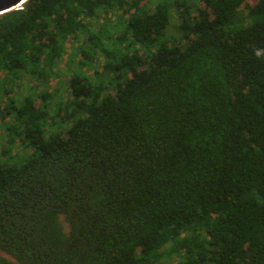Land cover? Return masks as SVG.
Returning a JSON list of instances; mask_svg holds the SVG:
<instances>
[{"label": "trees", "instance_id": "16d2710c", "mask_svg": "<svg viewBox=\"0 0 264 264\" xmlns=\"http://www.w3.org/2000/svg\"><path fill=\"white\" fill-rule=\"evenodd\" d=\"M0 128V264H264V0H28Z\"/></svg>", "mask_w": 264, "mask_h": 264}, {"label": "rangeland", "instance_id": "374dc122", "mask_svg": "<svg viewBox=\"0 0 264 264\" xmlns=\"http://www.w3.org/2000/svg\"><path fill=\"white\" fill-rule=\"evenodd\" d=\"M155 1H157V0H154V2ZM251 2L253 3V0H251ZM103 12L102 11H100V14L101 15H103L102 14ZM106 19V21H108V23H109V25H110V29L112 30L113 29V27L112 26H114V27H116L117 26V23H118V17H117V15H113L112 17H107V16H104V18H103V20H105ZM95 22V26H94V28L98 31H100V32H103V30H101L102 29V27L105 25L101 20H99V19H97V20H95L94 21ZM120 29H118L117 31H119ZM98 31V32H99ZM120 32V31H119ZM119 32H118V34H119ZM103 33H105L106 34V32L104 31ZM107 46H108V48H111L112 47V45H110V44H108V43H105ZM83 49H92V51H97V49L95 48V46H94V43H93V41L92 40H89V36L88 35H86V36H82V37H79L78 38V40H75V41H71V43L70 44H67V51H68V53L70 54V55H79V53H80V51H82ZM93 53H95V52H93ZM75 57H79V56H75ZM97 57L99 58V61L97 62H94L95 60H94V58H93V55H92V59L91 60H87L86 62H87V64H90L91 65V67H88V68H86L87 70V72H89V71H92V74L94 73V70L96 71V69L98 68L99 69V67H100V65L101 64H104V63H102L101 61H100V59L102 60V61H104V57H102V53H98L97 54ZM63 74H64V72H62ZM62 75V74H61ZM60 82L58 83V85H57V83H55V86L57 85V89H59V88H62L61 86H59L60 84H63V80L62 79H60L59 80ZM5 135H7L6 134V132H4L1 128H0V138H2V140L0 141V160L2 159V158H7V157H5V154H3L2 152H3V150H7V149H9V148H6L7 146H6V136ZM26 155V152H25V150L23 149H21L20 147H19V149H18V147H15V148H13L11 151H10V156H12L13 155V158L12 159H10L9 160V162H12V163H15V164H20L23 160H24V158H23V155ZM8 155V154H7ZM171 262L172 261H168V264H171Z\"/></svg>", "mask_w": 264, "mask_h": 264}, {"label": "water", "instance_id": "95a60500", "mask_svg": "<svg viewBox=\"0 0 264 264\" xmlns=\"http://www.w3.org/2000/svg\"><path fill=\"white\" fill-rule=\"evenodd\" d=\"M27 1L28 0H25V2L24 0H0V16L14 10L22 9ZM22 2L24 3L20 6V8L13 9L15 6H18Z\"/></svg>", "mask_w": 264, "mask_h": 264}, {"label": "bare ground", "instance_id": "6f19581e", "mask_svg": "<svg viewBox=\"0 0 264 264\" xmlns=\"http://www.w3.org/2000/svg\"><path fill=\"white\" fill-rule=\"evenodd\" d=\"M24 2H25V0H24ZM24 2H22L21 4H19L18 6H15L13 9H17V8H20V6L24 3Z\"/></svg>", "mask_w": 264, "mask_h": 264}]
</instances>
